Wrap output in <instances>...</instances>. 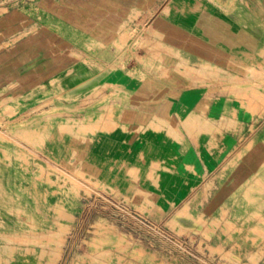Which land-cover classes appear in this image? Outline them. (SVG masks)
Returning <instances> with one entry per match:
<instances>
[{
  "label": "crops",
  "instance_id": "0c3cea01",
  "mask_svg": "<svg viewBox=\"0 0 264 264\" xmlns=\"http://www.w3.org/2000/svg\"><path fill=\"white\" fill-rule=\"evenodd\" d=\"M16 3L0 0V84L12 88L18 77L46 79L71 69L70 90L79 100L94 83L116 90L94 105L106 118L103 128L84 140L57 135L44 144V156L83 163L92 181L122 198L136 196V204L127 203L164 225L150 213L154 204L173 211L188 202L234 216L245 211V195L252 197L253 225L263 221L256 212L264 214V92L256 85L264 82V0H24V9ZM137 36L154 47L137 48L128 62L95 55L96 66L80 58L91 56L90 41ZM210 223L187 226L202 231L193 236L197 262L155 248L143 258L153 256L154 264L264 259L261 238L254 247L250 242L254 260L237 248L229 257L226 236L204 235Z\"/></svg>",
  "mask_w": 264,
  "mask_h": 264
},
{
  "label": "rangeland",
  "instance_id": "374dc122",
  "mask_svg": "<svg viewBox=\"0 0 264 264\" xmlns=\"http://www.w3.org/2000/svg\"><path fill=\"white\" fill-rule=\"evenodd\" d=\"M15 1L24 9V0H5ZM33 7L36 9L35 4ZM154 44L140 36L131 42L90 41L86 53L92 57L83 54L80 58L96 66L100 64L92 60L95 55L111 62H128L136 57L137 48H152ZM112 67L109 64L108 68ZM71 74L70 69L46 79L22 76L12 88L7 83L0 84V264H154L153 256L142 255L156 247L139 237L141 227L134 223L142 210L127 203L136 204V196L129 200L100 187L98 181L86 176L83 163L62 162L43 155L44 144L57 135L84 140L90 132L103 128L106 118L94 105L116 92L98 82L84 89L85 98L79 100V95L70 90ZM259 74L264 78V64ZM256 86L264 92V82ZM251 198L244 196L246 209L234 216L227 210L217 213L192 209L188 202L173 211L158 210L154 204L150 213L164 219L177 234L190 238L189 253L197 252L193 236L202 231L187 226L211 220L204 235L210 240L226 236L228 247L231 246L229 257L237 248L244 252L245 259L254 260L250 242H254V247L256 239L264 240V225L260 224L264 214L256 212L263 221L253 225L254 215L248 211ZM222 221L224 225L218 227L216 222ZM259 263L264 264V259Z\"/></svg>",
  "mask_w": 264,
  "mask_h": 264
},
{
  "label": "built area",
  "instance_id": "2783aa9c",
  "mask_svg": "<svg viewBox=\"0 0 264 264\" xmlns=\"http://www.w3.org/2000/svg\"><path fill=\"white\" fill-rule=\"evenodd\" d=\"M137 220L134 223L141 227L138 231L139 237L144 239L145 242L147 241L146 243L156 247L155 249L159 248L158 250L160 251L178 255L185 259L191 258L189 255L195 257V253L187 251L191 245V240L188 236L177 234L166 225L151 219L142 212L137 213ZM78 240L81 239L79 238Z\"/></svg>",
  "mask_w": 264,
  "mask_h": 264
}]
</instances>
